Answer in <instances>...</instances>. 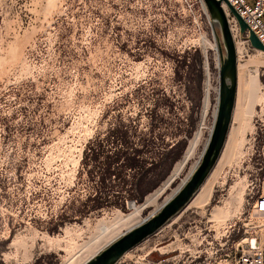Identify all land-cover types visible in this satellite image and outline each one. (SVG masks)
I'll list each match as a JSON object with an SVG mask.
<instances>
[{
  "label": "rangeland",
  "instance_id": "rangeland-1",
  "mask_svg": "<svg viewBox=\"0 0 264 264\" xmlns=\"http://www.w3.org/2000/svg\"><path fill=\"white\" fill-rule=\"evenodd\" d=\"M239 46L257 97L209 205L182 210L117 264H237L242 240L264 243V216L250 215L264 194V58ZM217 74L201 0H0V264H78L110 232L145 218L194 140L172 189L198 157ZM121 125L127 145L108 140L104 149L138 150L140 159L123 186L109 184L131 192L137 182L135 199L124 212L81 216L98 179L76 165L79 149ZM213 206L227 220L209 219Z\"/></svg>",
  "mask_w": 264,
  "mask_h": 264
},
{
  "label": "water",
  "instance_id": "water-1",
  "mask_svg": "<svg viewBox=\"0 0 264 264\" xmlns=\"http://www.w3.org/2000/svg\"><path fill=\"white\" fill-rule=\"evenodd\" d=\"M201 1L208 14L209 25L215 41L218 72L216 111L201 161L186 184L153 217L123 234L84 264H117L128 251L157 232L185 208L219 158L231 124L237 88L236 50L227 18L221 7L222 3L226 5L227 10L235 20L238 38L247 41L252 49L260 50L263 54L264 48L226 0Z\"/></svg>",
  "mask_w": 264,
  "mask_h": 264
},
{
  "label": "bare ground",
  "instance_id": "bare-ground-1",
  "mask_svg": "<svg viewBox=\"0 0 264 264\" xmlns=\"http://www.w3.org/2000/svg\"><path fill=\"white\" fill-rule=\"evenodd\" d=\"M202 6H203L204 11L206 12V9H205V6H204L203 2H202ZM222 8H223V10L225 11V13L227 15L228 10H227L226 5L223 4ZM206 15L208 17L207 12H206ZM229 25H230L231 34L234 37L235 34L237 33V25L235 24V20H234L233 17L229 18ZM245 43H246V41L239 40L235 44V50H236V56H237V65H236V71H237L236 97H235V105H234V108H233L232 118H231V124H230V127H229V131H228L225 143L223 145V149H222V151H221V153L219 155V158L217 159L213 169L210 171L209 175L206 177V179L201 184V186L199 187L198 191L195 193V195L192 197V199L189 201V203L185 206L183 211L188 210V209H196V210H200L201 209L202 210L204 207H207L209 205L210 199H211L212 194H213V184L216 181L215 179L217 178L218 173L220 172L219 170L221 169V167L224 164L227 165V163L228 164L230 163V160H232V158L235 157L234 156V154H235L234 152L237 153V151L235 150L236 147L238 146L237 132H238V130H240L241 125L243 124L242 123L243 117L244 116H249L251 114V108L248 105L252 104V102L257 97V79H256V77H250L248 82H246L244 80V77H243L245 72H246L247 65L249 63H245V64H240L239 63V58H240V54H241V47L239 46V44H245ZM212 46H214V45L212 44ZM253 50L258 55H260L262 58H264V54L260 50H257V49H253ZM216 97H217V89H216V92H215V98H214L213 105L211 106V123H210V125L208 127L207 135H206L205 141L203 142L202 149L199 152L198 157L196 158L195 162L190 166L188 172L186 173L185 177L181 180V182L174 189H172V185L174 184V180L176 179V176L178 175V172H180L179 170L185 164V160L190 156L191 149H192L191 147L193 146L194 141L196 143V140L193 141V143L190 145V148L187 150V152L185 154V158L183 159V162L180 163L175 168L172 176L153 195L154 199H158V200L161 199V201L159 203L155 204L156 202H155V200H153L155 203L153 205L154 207L151 210V212L145 218L137 221L136 223H134V224H132L130 226H127L125 228V230L122 231V232H117V233L110 232V233H113V234L110 235L111 237L109 238V240L106 241L104 245L98 247L96 249V251L92 252L90 255H88L86 258H84L78 264L86 263L90 258H92L96 254H98L101 250H103L104 248L109 246L112 242H114L115 240L120 238L123 234H125L128 231H130L131 229H133V228H135V227H137L139 225H142L145 222H147L151 217H153L161 209V207L165 203H167L171 198H173L178 193V191L186 184V182L189 180L190 175L192 174V172L199 165V163L201 161L202 153H203V151H204V149L206 147V144L208 142L209 135L211 133V129H212L213 121H214L215 111H216ZM245 101H246V103H245ZM207 103H208V100L206 98L205 99V104H204L205 105L204 108H206V110H207V107H208ZM234 125H236V127H234ZM82 151H83V148L81 147L79 149L78 156H77L76 161H75L77 163L76 165H78L80 163V161H81ZM169 190H170V192L167 193ZM148 202H149V200H147L145 204H147ZM144 205H142V207H144ZM225 205H226V203H225ZM134 215L135 214H133V213L128 215L126 217L124 223L132 221L134 219L133 218ZM177 218H178V216L173 217L170 220V224L175 222V220ZM226 218L227 217L225 216V212L223 210V207L222 208L218 207V206H213L212 207L209 219L213 220L214 222H216V221L223 222V220H227ZM218 222H216V223H218ZM250 246H252L253 248L257 247L256 241L252 240L250 242ZM157 250H160L161 253H163L162 251H164L162 248H159ZM127 254L128 253H126L123 256V258H126Z\"/></svg>",
  "mask_w": 264,
  "mask_h": 264
},
{
  "label": "trees",
  "instance_id": "trees-1",
  "mask_svg": "<svg viewBox=\"0 0 264 264\" xmlns=\"http://www.w3.org/2000/svg\"><path fill=\"white\" fill-rule=\"evenodd\" d=\"M127 139L128 130L126 126L121 125L109 130L103 140L98 139L93 142H88L84 147L80 163L82 166H88V174L93 172L97 176L98 186L95 192L81 202V216H87L90 213L110 207L124 212L125 201L132 198L135 199V193L138 190L137 182L134 184L133 191L131 192L124 190L123 187L115 192L109 184V181L115 179L121 180L123 186L125 184L124 174L126 173V169L130 171L137 167L140 152L134 150L132 154H128L124 150H117L116 152L110 153L104 149L103 145V142L108 140L116 141L121 145H127ZM118 164L123 166V170L119 171L115 169Z\"/></svg>",
  "mask_w": 264,
  "mask_h": 264
},
{
  "label": "built area",
  "instance_id": "built-area-1",
  "mask_svg": "<svg viewBox=\"0 0 264 264\" xmlns=\"http://www.w3.org/2000/svg\"><path fill=\"white\" fill-rule=\"evenodd\" d=\"M226 1L241 17V19L248 26V29L253 32L255 37L258 39V41L261 43V45L264 48V0H254L252 6H249L245 2V0H226ZM223 4L224 3L221 4V7ZM225 16L229 24V18H232L229 11L227 15L225 13ZM237 35H238V29L235 36L234 37L232 36L234 45L237 43L236 41ZM253 214L264 216V194H261L254 200L250 211V215ZM254 240L256 239L254 238ZM241 244L243 245L244 248H242L240 254L238 255L237 264H264V243L253 248L252 246H250V242H246V239H244L242 240Z\"/></svg>",
  "mask_w": 264,
  "mask_h": 264
}]
</instances>
